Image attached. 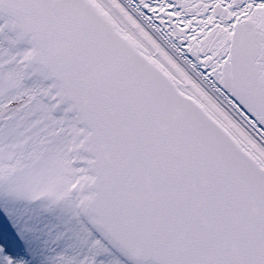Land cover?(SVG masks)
<instances>
[{
  "label": "snow or ice",
  "instance_id": "1",
  "mask_svg": "<svg viewBox=\"0 0 264 264\" xmlns=\"http://www.w3.org/2000/svg\"><path fill=\"white\" fill-rule=\"evenodd\" d=\"M0 264H264V0H0Z\"/></svg>",
  "mask_w": 264,
  "mask_h": 264
}]
</instances>
